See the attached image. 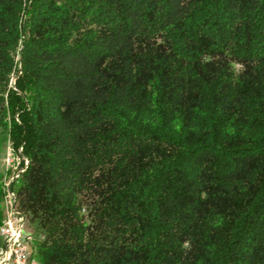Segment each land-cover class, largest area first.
<instances>
[{"label": "trees", "instance_id": "obj_1", "mask_svg": "<svg viewBox=\"0 0 264 264\" xmlns=\"http://www.w3.org/2000/svg\"><path fill=\"white\" fill-rule=\"evenodd\" d=\"M0 138L38 264H264V0H0Z\"/></svg>", "mask_w": 264, "mask_h": 264}, {"label": "built area", "instance_id": "obj_2", "mask_svg": "<svg viewBox=\"0 0 264 264\" xmlns=\"http://www.w3.org/2000/svg\"><path fill=\"white\" fill-rule=\"evenodd\" d=\"M8 162H13V157L10 156ZM21 170H17L13 177H17ZM9 183L5 186V216L0 225V264H32L29 236L23 235L25 216L17 207L16 194Z\"/></svg>", "mask_w": 264, "mask_h": 264}, {"label": "rangeland", "instance_id": "obj_3", "mask_svg": "<svg viewBox=\"0 0 264 264\" xmlns=\"http://www.w3.org/2000/svg\"><path fill=\"white\" fill-rule=\"evenodd\" d=\"M12 154L13 162H8V158ZM11 156V157H12ZM16 157L15 154L12 153L9 142L6 140L0 138V181L1 183H4L3 186H6V183L10 181L12 174H13V169L16 165ZM15 165V166H14ZM28 223L27 220L25 219V228L23 235H26L27 232H29V228L27 227ZM38 236V235H37ZM36 236L35 235H30L29 236V243L32 245V243L35 242ZM34 261V260H33ZM32 264H36V261H34Z\"/></svg>", "mask_w": 264, "mask_h": 264}, {"label": "crops", "instance_id": "obj_4", "mask_svg": "<svg viewBox=\"0 0 264 264\" xmlns=\"http://www.w3.org/2000/svg\"><path fill=\"white\" fill-rule=\"evenodd\" d=\"M24 236H30V235L26 234V235H24ZM34 261H35V260H34ZM34 261H33V262H34ZM36 264H38V263L36 262Z\"/></svg>", "mask_w": 264, "mask_h": 264}]
</instances>
